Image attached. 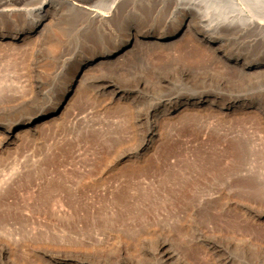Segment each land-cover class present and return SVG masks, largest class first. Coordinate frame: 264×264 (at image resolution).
I'll use <instances>...</instances> for the list:
<instances>
[{"label":"rangeland","instance_id":"1","mask_svg":"<svg viewBox=\"0 0 264 264\" xmlns=\"http://www.w3.org/2000/svg\"><path fill=\"white\" fill-rule=\"evenodd\" d=\"M92 3L104 7L109 0ZM134 3L130 0L122 3L115 25L133 23L147 31L171 18L162 5L157 10L142 12ZM55 9L53 36L45 44L24 33L22 38L0 42V63H7L9 73L16 71L8 73L10 77L15 73L30 75L29 64L43 51L51 56L63 53L69 58L99 53L100 46L111 41L114 28L92 32L88 22H84V15L71 5L58 2ZM22 21L21 17H8L2 28L6 31L19 27L17 31L25 32ZM192 34V31L184 32L168 47L157 45L156 41L137 44L114 65L89 69L72 98L76 100L72 101L71 112H67L70 114L60 112L46 123L41 121L35 135L27 138L24 133L15 150L4 148L7 151L0 152L5 159L56 161L29 166L27 170L22 168L25 174L10 183V193L0 202L3 207L0 213L13 217L0 219V244L8 246L13 259L20 264H181L184 260L190 264H264V35L257 38L259 41L255 35L237 37L223 32L220 36L224 38V48L215 53ZM195 46L204 47L202 53L207 52L204 59L188 58V53L199 51ZM223 53L239 55L241 62L248 61L261 70L251 74L229 71L225 69ZM42 78L45 80L44 75ZM109 78L125 86L122 89L125 97L113 101L107 109L104 106L109 96L101 95L95 86ZM137 80H140L138 84ZM39 96L31 93L19 104L1 105L0 117L37 114L41 106ZM200 96L205 98L200 104L169 113L170 116L168 112L160 113L163 116L158 118L156 139L148 146L140 145L143 127L138 128L139 132L135 129L129 116L133 111V115H141L168 99L190 97L196 102ZM77 98H83L82 102L87 104H82V112L79 110L82 106L76 104ZM236 100L245 104V108L228 109ZM74 112L83 116L75 119ZM211 161L220 171L206 165L203 176L198 177V171L194 173ZM132 168L137 171L134 173ZM224 168L229 174L222 173ZM92 171L88 178L73 185L78 187L75 195L55 191L47 197L44 193L43 187L46 188L49 180H56L55 176L69 179V175ZM26 174L31 182L25 178ZM228 177L232 180L227 181ZM214 180L218 181L217 185ZM227 182L231 190H227ZM54 197L62 198V203ZM10 204L16 205L6 207ZM162 245L170 253L167 262H162L156 254Z\"/></svg>","mask_w":264,"mask_h":264},{"label":"bare ground","instance_id":"2","mask_svg":"<svg viewBox=\"0 0 264 264\" xmlns=\"http://www.w3.org/2000/svg\"><path fill=\"white\" fill-rule=\"evenodd\" d=\"M93 1L94 0H0V42L7 41L6 39H8L9 41L15 40L17 38L19 39L21 37V35H24V34L25 35L27 34V36L28 35L35 36V38L37 40L41 41L42 44L43 43L45 44V42L51 40V38L53 36L52 20L54 19V14L57 11L55 9V4H57L58 2L63 3V4L67 3V4L71 5L72 8H74L75 10H77L81 14H83L84 15L83 16L84 22H86V21L88 22L87 27H90V31H92V32L100 31L103 29L106 30L109 28L115 29V32L111 38V41L109 43H107L106 45L105 44L101 45L100 49H99L100 50L99 53H96V52L95 53H91V52L89 53L88 52V54L86 53L85 55H79V56H74V57L70 56L69 58H66V57H64L63 53H60L57 56H51V55H48L49 53L44 54V51H43L42 54H40L39 56H36L35 59H33L31 61V63L29 64V66L31 65L30 70L32 73H30V75L27 74L28 76H25V75L23 76L21 74H20L21 76H17V74L15 73L16 76L15 75L14 76L16 78H14V76L13 77L11 76L14 79H10L11 77L8 75L9 71L7 70L8 69L7 63H6L7 66L4 65L5 63L4 64L0 63V106L1 105L5 106V104H10V105L11 104H19L24 100V97L25 98L28 97L29 94H31V93L32 94L33 93L40 94L39 104L41 105L39 112L35 115L26 116V117H25V115H23V116L18 115L19 117L17 115H14V117H11V115H10V117H5V118H2V116L0 117V152L1 153H5L7 151L4 148H13L15 150V146H16L15 144H17V142L19 141V137L22 134L26 133L27 138L29 135H35L36 134L35 128L38 126V124L41 121L46 123L48 120H50V118H54V117L58 116L60 114V112L61 113L64 112V115L67 112H71V111H69V109L71 110V106H73L72 101L76 100V98H75V100H72V98L74 97V94H76L78 92L79 84L81 85V82H83L82 80L85 76V73L89 69H95V68H99V69L102 68L103 69L107 66L114 65L115 63L119 62L122 57L126 56L128 53H131L136 48L135 46L137 44L144 43V42L149 43V42L156 41L157 45L159 44L161 46L163 45L164 47H168L169 43L171 41H173L174 39H176L178 36L184 34V32H186V31H189V32L192 31L193 32L192 35L194 36V38L196 40L201 41L202 44L204 43L205 45H207L209 47V49H212L215 53H217L219 50L221 51L224 48L223 47V44H224L223 39L224 38L220 36V35H223V32H227L228 34L231 33L232 35H236L237 37H242L243 35H246V34L247 35L249 34L248 36H250V34H251V36L252 35L257 36L255 39L259 40V41H260L261 37L264 35V0H130V1L135 2L134 4L138 5L140 7V11H142V12L143 11L149 12L151 10H157L158 7H160V5H162V8H164L169 13V16L171 17L169 20H166V21H164L158 25H154V27L148 29L147 31H142V30L138 29L137 27H135L133 25V23H125L123 25L118 24L119 26L115 25V23H116L115 19L119 16L118 10L119 9H120V11L122 10L121 9L123 6L122 3H124L126 0H109V3H105L104 7L98 6L97 4L92 3ZM8 17H21L23 19V21L21 22V25L24 29H26L25 32L20 33L19 31H17L16 29L19 27H17V28L12 27L10 29H7L6 31L3 30V28H2L3 22L6 21V19ZM22 27H20V29ZM257 38H260V39H257ZM253 39H254V37H253ZM253 39H252V41H253ZM156 42H154V43H156ZM198 45H199V42H198ZM195 47H198L197 50L199 49V51L192 52L190 54L188 53L187 54L188 58L192 61H200V60L204 59L205 55H207V52H206V54L202 53V50L204 49V47L203 48L200 46H195ZM185 50H186V48H185ZM194 50H195V48H194ZM187 52H190V51L188 50ZM183 55H185V54H183ZM238 56H228V54L223 53V57L225 58V64H224L225 69H227L229 71H236V72L237 71H241V72L243 71V72H246V74L247 73L251 74L253 72L256 73L257 71L261 70L260 66H254L253 67L251 64L248 63V61L247 62H243V61L241 62L240 59L238 58ZM5 62H7V61H5ZM52 63L53 64L55 63V65L53 67H50V65ZM260 65H262V64H260ZM10 67H11V65H10ZM12 67H14L13 64H12ZM27 68L29 69V67H27ZM30 70H28V72ZM14 72H16V71H14ZM14 72H10V73L13 74ZM18 72L19 71L17 70V73ZM250 74H248V75H250ZM42 75L45 76V80L42 78ZM113 75H115V74H113ZM235 75H236V73H235ZM22 76L25 78H22ZM243 76H245V74ZM118 77H119V75H118ZM221 77H223V76H221ZM229 77L230 76H228V78ZM131 78H132V76H131ZM121 80H123V79H121ZM118 81L115 78H112V79L109 78L107 80V82H106V80L105 81L104 80L98 81V85L95 86V87H97L96 89H98V92L101 95L109 96L108 102H107L106 106H104V108H107V109L110 108V105H111V103H113V101H119L125 97V95H124L125 91L122 90L123 88L125 89V86H122L123 84L119 83ZM129 82H131V81L129 80ZM139 82H140V80H137V84ZM96 89H94V90H96ZM82 93L83 92H81V94ZM84 95H83V98H85ZM75 97H77V96L75 95ZM82 99L78 100V98H77L78 101L76 104H78L79 107L82 106V104H86V103L82 102L83 101ZM174 99H168V100L164 101L162 103V105L157 107V108L152 107V108L148 109L147 111L145 110L146 112L144 114L139 115L140 113H138L137 115H133V112H134L133 111L132 112L133 117H132V115H129L133 119V125L137 131H138V128L143 127L141 132H140V135L142 136V144H140V145H143V146L147 145L148 146V144L153 143V141L156 139L158 131H159L157 129L158 127H156V126L158 123V118L160 116V113L163 114L164 112H168V115H169V113L173 114L174 112H177L179 110L181 111V109L183 110V109H186L187 107L190 108V106H195L197 104H200V102L203 101L205 98L203 99L202 96H200L198 98V100H196V102H194L192 99H190V97L189 98H186V97L177 98L176 97V99L175 100ZM20 100H22V101L19 102ZM86 100H88V99H86ZM31 101H33V100H31ZM122 101H124V100H122ZM212 101H214V100H212ZM212 101H211V103H214ZM84 102H85V99H84ZM237 102L238 101L236 100L233 103H230L227 106V108L228 109H233V108L235 109L237 107L238 108H241V107L245 108V104H243V103L238 104L240 102H238V103ZM6 106L9 107V105H6ZM14 106L15 105H13V107ZM37 108H39V107H37ZM82 109H79V110H81V112L84 111L83 106H82ZM113 109L115 111L118 110V112H119V109H116V108H113ZM128 109L131 110L130 108H128ZM114 110H113V113H114ZM81 112L80 113L74 112L73 113L74 118L77 119L79 115L83 116L81 114ZM103 112H104V110H103ZM184 112H186V111L184 110ZM127 113H128V111H127ZM67 114H70V113H67ZM177 115H179V114H177ZM162 116L163 115H161L160 117H162ZM65 117H67V115ZM126 118L127 117H125L124 120H126ZM100 120H102V119H100ZM57 121H59V119H57ZM111 124H112V122H111ZM120 125H122V124H120ZM106 126L109 127L108 125H106ZM160 132L162 133V131H160ZM123 133H124V131H123ZM67 136H69V135H67ZM27 140H29V139H27ZM67 143H69V142H66V145H67ZM72 145H73V143H72ZM17 147H19V146H17ZM226 148H227V146H226ZM229 150L230 149H227V151H229ZM231 151L232 150H230L229 152H231ZM233 151H235V150H233ZM10 152H8L7 154H9ZM222 153H223V151H222ZM227 154H228V152H227ZM230 154L232 155L233 153H230ZM9 155L11 156V154H9ZM1 156H0V200H1L0 202H3L2 201L3 197L6 194L10 193V191H11V188H10L11 184L10 183L15 181L16 179L19 180V178L21 177L20 175L25 174L24 171H22L23 170L22 168L26 169L29 166L34 167V166H37L39 164L41 165V164H47V163H54V164L56 163V161L54 162L51 160L48 162L47 159H46V161L38 160V159H36V160L35 159H26L25 160L24 158L19 159V158H15L12 156H11L12 157L11 159L10 158L5 159V158H1ZM15 156H17V155H15ZM204 158H202V159H204ZM219 158L220 157L218 156V159ZM89 162L91 163V161H89ZM185 163H186V161H185ZM207 163H209V162H207ZM234 163H235V161H234ZM200 164H202V163H200ZM219 164L220 163H218V165ZM97 165H99V164H97ZM186 165H187V163H186ZM186 165H184V166H186ZM188 165H189V163H188ZM206 165H208V167H210L213 170L218 169V167H216L217 164L212 162L209 164H205L204 166H201V168H198V167H200V165H199L197 168L200 170H198V169L195 170L193 168L195 170L194 173H196V171H198V177L203 176V172L204 171L206 172V168L204 169V167ZM151 166H154V165L151 164ZM131 167H132V165H131ZM227 167H229V166H227ZM133 168L131 170H133L135 173L137 170L135 168V170H136L135 171ZM78 169H76V170H78ZM81 169H82V167H81ZM221 169H223L222 165H221ZM218 170L220 171V169H218ZM224 170L226 172L225 171L222 172L223 170L221 172L229 174V173H227V169L224 168ZM230 170L232 171V169H230ZM207 171H208V169H207ZM121 172H123V171H121ZM90 173L92 174L94 172L93 171L92 172H86L83 174L82 173L81 174L75 173L74 175H71V176L69 175V179L67 178L68 176L67 177L64 176L61 178H58V176H55L58 179L53 177L56 180L52 179V180H54L52 182H50L51 180H49L50 178H48L46 180H49L48 181L49 183L46 182L47 183L46 188L43 187L45 189V190L43 189L45 191L44 193L47 197L50 194L52 195L53 192H55V191H61V192L64 191L65 193L66 192H68V193L73 192L74 194L73 193L72 194L70 193V194L75 195L78 187H74L73 185L79 181H82L83 178L85 179V177L88 178V176H90L89 175ZM165 173H167V172H165ZM208 173H210V172H208ZM222 173L220 175L221 178H222ZM38 174H40V173H38ZM129 174L131 175V172ZM213 174H215V173H213ZM216 174L219 175L220 173L216 172ZM216 174H215V176H216ZM174 175L176 176V174H174ZM133 176L134 175H131L129 177L132 178ZM227 176L225 175V177H227ZM33 177H35V176H33ZM168 177H169V175H168ZM198 177H195V179H197ZM25 178L29 179L28 181L31 182V178L28 174H26ZM221 178H219V181ZM228 178L229 179H227V181L232 180V178L231 179H230V177H228ZM21 179H23V178H21ZM93 179H95V178H93ZM217 179H218V176H217ZM43 180H45V179L43 178ZM38 181H39V179H38ZM212 181H213V179H212ZM199 182H202V181H199ZM203 182H205V181H203ZM215 182L216 181L214 180L213 183L217 185L218 181H217V183H215ZM225 184L228 188L227 190H231V184L229 182H227ZM241 184H242V182H241ZM21 185H22V183H21ZM91 185H93V183ZM178 185H180V184H178ZM242 185H244V184H242ZM88 186H90V184H88ZM176 186H177V184H176ZM165 187H167V186L165 185ZM209 187H210V185H209ZM173 189H175V188H173ZM180 189H182V186L180 187ZM233 189L234 188H232V190ZM55 193H57V192H55ZM226 193H228V192H226ZM41 194H43V192ZM41 194H40V197H41ZM71 195L69 196V194H68L67 197L69 198V197H71ZM121 196H123V195H121ZM65 198H66V196H65ZM55 199L56 198L54 197V200ZM118 199H120V196L118 197ZM45 200H47V199H45ZM56 200H57L56 202H59V203H62L61 201H63L62 198H60V197L57 198ZM65 204H64V206H65ZM13 205H16V204H13ZM13 205L10 204V205H7L6 207L9 208ZM60 205H62V204H60ZM1 207H2V205H1ZM18 207H19V205H18ZM5 214L6 215L4 216L3 214L0 213V219H2L3 217H6V218H4V220H5L8 218V215L11 218H13L12 214L11 215L10 214L7 215V213H5ZM13 215H16V214H13ZM18 217H19V215H18ZM20 218H21V216H20ZM0 222H2V220H0ZM1 244H0V264H20L19 262L16 261V259H13L10 256V253H8L10 251V250H8V246H5L4 244L1 245ZM165 248H167V247H164L162 245L161 248L159 249L160 251L156 252V254H158V257L162 262H167L169 260V254L170 253L168 252V250H165ZM171 255H170V257H171ZM74 264H76V263H74ZM179 264H180V262H179ZM181 264H190V263L188 261L184 260Z\"/></svg>","mask_w":264,"mask_h":264}]
</instances>
